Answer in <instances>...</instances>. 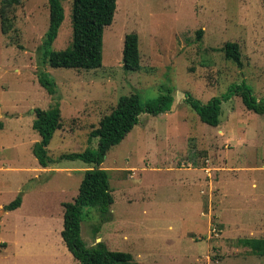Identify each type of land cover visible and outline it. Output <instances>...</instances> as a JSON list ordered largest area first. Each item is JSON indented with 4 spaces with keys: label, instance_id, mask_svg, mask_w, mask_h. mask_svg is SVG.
I'll return each instance as SVG.
<instances>
[{
    "label": "rangeland",
    "instance_id": "obj_1",
    "mask_svg": "<svg viewBox=\"0 0 264 264\" xmlns=\"http://www.w3.org/2000/svg\"><path fill=\"white\" fill-rule=\"evenodd\" d=\"M72 4L63 0L51 50L73 40ZM10 16L8 33L0 18V264L77 263L61 234L63 203L77 196L90 164L44 168L34 155L41 140L35 109L56 101L40 84L39 67L58 86L63 123L49 145L53 158L97 150L90 134L121 96L136 92L146 102L163 85L175 88L172 110L143 113L101 164L113 217L101 222L96 208L85 209L89 246L103 241L130 252L133 264H264V255L239 242L264 238V114L234 96L223 104L221 124L211 126L185 101L189 93L207 103L242 80L264 97V0H117L102 66L90 70L42 64L49 0H21ZM130 32L140 38L136 71L123 61ZM227 41L239 43L242 66L226 58ZM20 193L22 205L6 210Z\"/></svg>",
    "mask_w": 264,
    "mask_h": 264
},
{
    "label": "trees",
    "instance_id": "obj_2",
    "mask_svg": "<svg viewBox=\"0 0 264 264\" xmlns=\"http://www.w3.org/2000/svg\"><path fill=\"white\" fill-rule=\"evenodd\" d=\"M20 3L21 0H2L0 18L3 33H8L13 28L10 13L14 6ZM49 8L50 24L42 44V64L86 70L101 67L104 32L114 20L117 0H73V40L67 48L61 50H51L50 47L58 37L64 22L63 0H49ZM139 41L136 32H130L125 36L123 61L127 70L136 71L141 66ZM224 50L226 58L233 60L239 66L243 65L238 42L227 41ZM37 74L40 84L49 94L56 96V101L49 108L35 109L33 128L41 135V140L34 144V155L45 168L63 160H81L90 164L84 171L77 196L73 201L63 203L64 227L61 234L67 248L77 260L76 264H133L134 257L130 252L110 249L103 241L92 246L87 244L82 236V223L88 216L85 209L96 208L101 222L112 219L111 206L115 197L109 171L101 164L110 149L120 144L139 123L143 113L158 115L172 110L175 88L171 85H163L160 95L146 102H143L141 95L136 92L121 96L117 106L101 119L99 126L90 134L92 138L99 139L97 150L88 147L81 152L63 153L58 158H53L49 154V145L63 123L57 98L58 86L45 69L39 67ZM234 96H240L248 109L264 114V97H256L246 80L233 83L225 94L214 96L207 103L189 93L185 101L191 105L203 122L211 126H219L223 120V104ZM22 202L23 194L20 193L5 206V209H17ZM239 242L252 248L255 253L264 255V238H241Z\"/></svg>",
    "mask_w": 264,
    "mask_h": 264
},
{
    "label": "water",
    "instance_id": "obj_3",
    "mask_svg": "<svg viewBox=\"0 0 264 264\" xmlns=\"http://www.w3.org/2000/svg\"><path fill=\"white\" fill-rule=\"evenodd\" d=\"M98 242H100V241H98Z\"/></svg>",
    "mask_w": 264,
    "mask_h": 264
},
{
    "label": "crops",
    "instance_id": "obj_4",
    "mask_svg": "<svg viewBox=\"0 0 264 264\" xmlns=\"http://www.w3.org/2000/svg\"><path fill=\"white\" fill-rule=\"evenodd\" d=\"M45 168V167H44Z\"/></svg>",
    "mask_w": 264,
    "mask_h": 264
}]
</instances>
